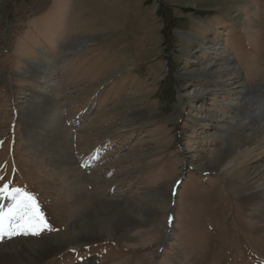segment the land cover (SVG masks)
Masks as SVG:
<instances>
[{
	"label": "rangeland",
	"instance_id": "374dc122",
	"mask_svg": "<svg viewBox=\"0 0 264 264\" xmlns=\"http://www.w3.org/2000/svg\"><path fill=\"white\" fill-rule=\"evenodd\" d=\"M257 100L264 0H0V246L28 248L19 264H264L263 216L217 164L264 132ZM25 197L44 223L12 233Z\"/></svg>",
	"mask_w": 264,
	"mask_h": 264
},
{
	"label": "bare ground",
	"instance_id": "6f19581e",
	"mask_svg": "<svg viewBox=\"0 0 264 264\" xmlns=\"http://www.w3.org/2000/svg\"><path fill=\"white\" fill-rule=\"evenodd\" d=\"M36 64V63H35ZM43 67L42 64H40ZM35 72H38L35 70ZM36 79H40V76H36ZM38 95V93H37ZM264 106V100H257V109L261 110ZM251 107V104H250ZM250 109V108H249ZM254 109H250L249 111H245L244 115L255 114ZM40 114L44 115L37 122L34 121L32 126L26 125L25 127L28 130V133L31 137L29 139H34V134H40L36 131V125L43 123V125L48 126L52 118L48 117L52 110L46 111L40 110ZM49 113V114H48ZM253 117V116H252ZM254 119V118H253ZM251 121L249 124L251 125ZM242 126L243 129L245 127ZM40 127V126H39ZM42 128L44 126H41ZM64 125L60 126L59 123V131L64 132ZM34 133V134H33ZM35 141H37L35 139ZM264 159V132L258 130L255 134H244L242 138H239L236 141H232L228 144V148L226 150L221 151V156L217 159V164L227 176L232 180V187L234 190H238L243 192V200L246 204L254 205L258 213L263 216L264 219V170L260 169L259 161ZM253 160V164H249V161ZM252 165V166H251ZM262 167V166H261ZM8 194V193H7ZM85 194H78L77 201H81ZM105 209L101 211V213H105ZM92 215L95 217L92 213ZM103 220H105L106 231L108 234H115L114 231L118 230V223L124 220V218L115 223L112 219H110L107 214L102 216ZM131 223L130 220H126L123 223V226ZM133 223V222H132ZM94 236L91 230L89 231ZM91 235V236H92ZM0 264H19L20 258L24 255L23 253L28 250L24 245H20L16 247L14 243H10L4 247L0 246ZM51 250L50 242L41 243L39 248L36 249L37 253L39 252L42 256L49 255ZM41 251V252H40Z\"/></svg>",
	"mask_w": 264,
	"mask_h": 264
},
{
	"label": "snow or ice",
	"instance_id": "6c2138e0",
	"mask_svg": "<svg viewBox=\"0 0 264 264\" xmlns=\"http://www.w3.org/2000/svg\"><path fill=\"white\" fill-rule=\"evenodd\" d=\"M8 185H4L3 188H0V192L7 191ZM19 192V190H16ZM27 203L23 206L26 209L25 215L21 217L23 220V224H18L16 226H10L9 231L12 233H18L20 228H26V226H35L38 223H44L42 218L40 217L38 210L34 204L31 203L30 197H25ZM19 206V205H18ZM11 215V213H10ZM9 232L4 229V216L0 215V240L4 238V236L8 235ZM32 234H38L37 232H32Z\"/></svg>",
	"mask_w": 264,
	"mask_h": 264
},
{
	"label": "trees",
	"instance_id": "16d2710c",
	"mask_svg": "<svg viewBox=\"0 0 264 264\" xmlns=\"http://www.w3.org/2000/svg\"><path fill=\"white\" fill-rule=\"evenodd\" d=\"M159 13L167 19L166 23H165V29L163 30L164 36L170 42H173V40L175 39L173 36V30L180 27V25L178 23L179 21H178V19L173 17V15L170 11L160 9ZM169 81H170L169 79H165V81L163 82L162 88H164V86L166 84H168V87L171 89L172 86H171V83H169ZM165 92H167V91H165Z\"/></svg>",
	"mask_w": 264,
	"mask_h": 264
}]
</instances>
